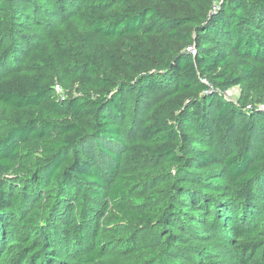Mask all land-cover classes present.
<instances>
[{"label": "trees", "instance_id": "16d2710c", "mask_svg": "<svg viewBox=\"0 0 264 264\" xmlns=\"http://www.w3.org/2000/svg\"><path fill=\"white\" fill-rule=\"evenodd\" d=\"M100 2L111 9L103 17L92 16L93 34L88 36L89 42L98 36L113 39L165 28L168 29L166 36L195 45L194 53H181L169 60L159 56L163 76H157L158 73L151 70L141 73L137 78L134 102L141 101L144 110L141 116L145 121L137 123L133 117L125 127V106L120 93L105 91L96 101L79 98L59 101L52 98L50 85L36 76L29 78L15 71L0 80V103L18 110L29 108L24 112V120H16L0 136V209L3 210L0 212V264L8 251L10 254L19 252L17 264H54L57 241L53 238L57 232L64 240V235L73 231L75 242L81 246L87 242L80 224L82 219L87 223L86 211L93 209L102 216L109 205L127 210L129 206H124L123 200L130 190L126 183L129 177L118 169V163L119 151L129 145L125 139L132 132L138 143L132 147L138 162L149 159L164 165L170 163L175 170L172 199L158 215L161 230L157 245L164 243V250L174 258H196L202 264H213L208 261L210 253L230 249L232 264H252L257 253L264 250V212L258 211L259 200H264V150L253 153L248 141L253 139L254 126L264 131V124L256 121V115L246 114L234 104L226 103L215 92L208 94L210 88L203 79H213L212 85L221 94L239 85L242 79L231 74L233 56L264 60V27L257 28V32L249 28L264 22V0H224L222 9L206 17L205 23L191 17L164 20L158 0ZM0 8L3 5L0 4ZM33 22V18L28 17L23 24L28 26ZM190 25H195L198 33L195 41L191 34L178 31V28ZM210 33L222 36L227 49L202 48L199 38ZM40 61L50 64V59L45 56H40ZM239 65L246 74L244 76L256 72L252 65L241 62ZM218 70L220 74H214ZM85 71L91 75L96 70L94 66H86ZM257 79L264 84V65L260 67ZM102 84L108 86L109 82L105 79ZM188 92L201 94L202 98L193 99L190 107L176 106L180 111L178 115L172 117L152 110L163 99ZM68 117L74 119V123L56 124L49 120ZM87 117H91L93 123L90 134H85L81 128ZM241 120L245 122L239 126ZM224 132L240 149L222 157L209 142ZM26 142L44 153H51L52 157L47 164L37 166L35 189L24 186L25 178L16 176L19 187L15 185L11 193L20 187L22 191L11 196L8 178L18 166L23 152L21 145ZM195 144L208 148L194 149ZM72 150L78 153L75 160L69 157ZM97 158L104 159V164H99ZM129 180L133 181V178ZM55 182H59L64 190L67 208L61 218V227L54 222V226L42 230L37 226V219L42 210L39 205L44 201L38 192ZM162 182H147L151 185L149 191L160 188ZM258 185L262 192L257 189ZM240 188L245 190L244 195L235 194ZM6 194L10 195L11 204L20 201L23 209H28L25 214H19L16 224L11 218L13 206ZM150 194L153 196L139 200L135 206L141 210L151 207L156 197L154 193ZM52 218L57 220L54 215ZM252 223L258 227L251 226ZM199 224L205 227L199 228ZM91 225L87 223L86 227L92 252L87 251L83 260L94 261L99 258L102 243L94 234V224ZM200 232L203 234L200 236L212 234V239L216 240L200 246L197 254L191 256L185 234L198 236ZM61 245L66 250L63 241ZM113 247L115 243L102 248L110 251ZM120 249H124V244L114 248V252ZM156 255L161 264H182L180 260H164L163 251L156 252L152 256V259L155 257L153 262L146 264H158Z\"/></svg>", "mask_w": 264, "mask_h": 264}, {"label": "rangeland", "instance_id": "374dc122", "mask_svg": "<svg viewBox=\"0 0 264 264\" xmlns=\"http://www.w3.org/2000/svg\"><path fill=\"white\" fill-rule=\"evenodd\" d=\"M158 1L161 4L164 20L172 17H191L205 23L206 17L211 16L217 9H222L220 6L224 0ZM0 4L3 5V8H0L3 10L0 11V80L9 77L15 71H19L29 78L36 76L50 85L53 92L52 98L59 101L72 98L96 101L99 95L105 91L120 93L123 98V106H125L123 127L133 117L137 123L145 121L141 116L144 111H142L141 101L134 102L137 97L135 94L138 88L137 78L141 73L151 70V72H157V76H163L164 73H160L163 71V66L159 56H165L164 60H169L181 53L192 55L195 49V45L187 43L181 38L166 36L165 33L168 29L165 28L156 29L151 33L139 32L122 35L113 39L98 36L89 42L88 36L93 34L92 16L103 17L111 9L100 0H0ZM28 17L33 18L34 22L24 26L23 22ZM261 27H264V22L249 28L257 32V28ZM178 31L185 35L191 34L193 41L197 39L198 33L195 25L178 28ZM199 39L202 48L227 49L225 45L227 43L220 35L204 34ZM40 56L48 57L50 64H43L40 61ZM232 61L231 74L234 77H242L240 84L230 87L220 94L212 85L213 79L205 78L203 82L210 88L208 94L212 91L215 92V95L226 103L234 104L246 114L256 115V121L264 124V84L257 79L258 71L264 65V60L233 56ZM240 62L256 67V72L249 77L244 76L246 74L242 73ZM86 66H94L96 71L90 75L85 71ZM214 74H220V70ZM105 79L109 82L108 86L102 84ZM196 98H202L201 94L177 93L156 103L152 110L174 117L180 112L176 110V106L184 104L186 107H190L189 103ZM27 110L29 108L18 110L0 103V136L4 135L16 120H24V112ZM49 120L56 124L74 123V119L69 117L65 120L60 118ZM244 122L245 120H241L239 126ZM92 124L91 117L84 119V123L81 125L82 131L85 134H90L93 129ZM134 137L135 132L126 137L125 142L129 145L120 149L118 163V169L125 171L129 179L133 178V181L129 179L126 181L130 190L126 192L123 200L124 206L128 205L129 207L127 210H120L109 205L102 216L93 209L85 212V220L87 219V223L92 224V227L94 224V234L96 238H100L102 243L99 258L94 261L83 260L87 251L92 252V247L89 244L87 223H84L82 219L80 224L85 232L84 236L87 242L80 246L75 242L76 235L73 231L66 233L64 240L60 236L61 233L57 232L53 238L57 241L56 247L54 246L57 260L54 264H146L153 262L155 257L152 259V256L159 251H163L164 260H175L176 262L180 260L179 262L182 264H202L196 258H193L194 260L189 257L174 258L164 250V243L157 245V238L161 230L158 215L172 199L171 188L175 170L170 163L164 165L162 162L149 159L138 162L136 151L132 149L138 144L137 141H134ZM252 137L253 139L248 141L249 150L253 153L263 151L264 131L254 126ZM203 138L205 140V137ZM209 146L222 157L230 152L237 153L240 149V146H236L230 135L225 132L214 136L209 142ZM21 147L23 152L18 166L8 178L7 187L11 196L20 194L22 191V187H20L16 192L11 193L14 191V186L20 183L15 178L16 176L25 178L24 186L35 189L34 173L37 166L47 164L52 157L51 153L38 150L30 142L23 143ZM193 148L206 150L208 147L195 144ZM69 157L75 160L78 158V153L75 150L69 151ZM94 158H96L95 151ZM97 161L102 165L105 162L102 158H97ZM152 180L164 182L160 183V188L150 192L151 185L149 183L147 185V182ZM260 188L258 185L257 189L262 192ZM238 192L245 194V190H241V188L237 189L235 194ZM150 193H154V197H156L151 207L141 210L135 206L139 200L153 196ZM9 194H6L8 202L11 200ZM38 194L44 204L39 205L42 210L37 219V226L43 230L54 226L55 222L58 227H61V218L67 208V200L62 186L59 182H55L50 185V188L39 190ZM9 204L13 206L11 218L16 224L19 214H25L28 209H23L20 201L13 204L9 202ZM258 211L264 212V200H259ZM0 212L3 210L0 209ZM129 213L136 215L132 216ZM53 215L57 220L54 221ZM251 226L258 227V224L252 223ZM198 227L204 228L205 225L199 224ZM57 231L59 230L57 229ZM200 235L203 234L201 232L198 236L185 234L188 241V252L191 256L197 254V249L200 246L203 247L211 240H216L212 239V234L206 237ZM62 241L67 245L66 250L61 245ZM113 243H115V247L110 251H103V246L107 248ZM121 244H124V249L114 252V248H118ZM244 247L248 248L250 245H244ZM230 251L229 249L218 253L212 252L208 255V261L213 264H232ZM18 253L10 254L8 251L2 264H17ZM95 253L94 251L93 254ZM156 256L158 264H161L159 256ZM252 264H264V250L257 253Z\"/></svg>", "mask_w": 264, "mask_h": 264}]
</instances>
